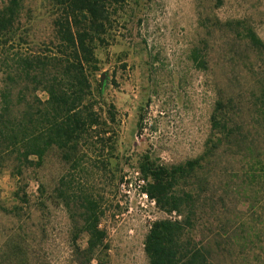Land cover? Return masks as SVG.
Segmentation results:
<instances>
[{"label":"trees","instance_id":"trees-1","mask_svg":"<svg viewBox=\"0 0 264 264\" xmlns=\"http://www.w3.org/2000/svg\"><path fill=\"white\" fill-rule=\"evenodd\" d=\"M207 1L213 7L223 3ZM123 2L0 3V175L6 171L16 179L12 195L18 203L8 207L0 201V212L19 215L35 181L39 209L48 203L66 208L77 264H103L108 251L100 201L76 174L87 155L104 167L99 157L113 149V136L106 134L115 113L106 120L98 111L89 67ZM211 19L264 61V39L246 19ZM201 43L192 57L205 67L208 44ZM223 69L232 72L226 64ZM247 91L218 89L210 133L197 157L169 165L146 153L138 159L142 191L170 215L153 221L145 236L149 264H264V65L257 89L244 102ZM251 106L261 130L255 134L242 116V108ZM220 149L226 159L221 189L212 193L216 185L207 170ZM18 228L0 236V264H35L31 233Z\"/></svg>","mask_w":264,"mask_h":264},{"label":"rangeland","instance_id":"rangeland-1","mask_svg":"<svg viewBox=\"0 0 264 264\" xmlns=\"http://www.w3.org/2000/svg\"><path fill=\"white\" fill-rule=\"evenodd\" d=\"M211 17L220 22L246 19L264 39V0H223L218 7L207 0H124L105 41L96 47L90 79L102 118L115 113V121H107L106 134L113 136V149L99 157L104 167L98 160L96 167L87 155L76 177L87 180L101 204L108 244L103 264H149L145 236L153 221L170 216L142 196L138 159L146 153L169 165L197 157L210 133L218 89L248 90L244 102L249 91L257 89L264 61L259 62L220 23L208 20ZM202 41L208 44L205 67L192 57L193 48L202 46ZM239 48L241 54H234ZM227 54L234 60L230 62ZM224 64L232 69L229 75ZM39 95L46 98L44 92ZM242 112L251 132L259 133L253 106L243 107ZM215 160L207 170L216 185L212 193L221 189L223 150ZM36 185L30 181L29 202L19 215L0 212V236L23 226L31 233L28 241L35 264H77L66 208L48 203L39 209ZM15 187L16 179L4 171L0 201L8 207L18 204L12 195Z\"/></svg>","mask_w":264,"mask_h":264},{"label":"built area","instance_id":"built-area-1","mask_svg":"<svg viewBox=\"0 0 264 264\" xmlns=\"http://www.w3.org/2000/svg\"><path fill=\"white\" fill-rule=\"evenodd\" d=\"M140 181H142V183H143V179H141ZM141 194H142V196L147 197V194L144 191H142Z\"/></svg>","mask_w":264,"mask_h":264}]
</instances>
